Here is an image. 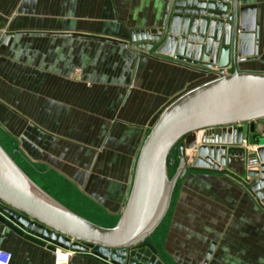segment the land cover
I'll return each mask as SVG.
<instances>
[{
    "label": "crops",
    "instance_id": "obj_1",
    "mask_svg": "<svg viewBox=\"0 0 264 264\" xmlns=\"http://www.w3.org/2000/svg\"><path fill=\"white\" fill-rule=\"evenodd\" d=\"M239 2L256 7L258 52L237 69L264 73V0ZM168 3L0 0V143L10 139L14 149L2 146L41 189L103 228L116 225L140 147L161 113L215 76L130 48V31L163 28ZM261 138L243 137L250 146ZM247 160L223 169L246 180ZM184 179L147 241L162 263L198 264L201 254V264H264V209L253 194L216 173ZM0 216V250L11 254L9 264H53V253L36 243L48 245L46 239ZM74 251L70 264H117L93 249Z\"/></svg>",
    "mask_w": 264,
    "mask_h": 264
},
{
    "label": "water",
    "instance_id": "obj_2",
    "mask_svg": "<svg viewBox=\"0 0 264 264\" xmlns=\"http://www.w3.org/2000/svg\"><path fill=\"white\" fill-rule=\"evenodd\" d=\"M129 36L130 48L140 54L176 57L208 72L215 66L219 71L215 79L186 92L161 113L140 147L116 225L97 226L64 207L1 144L0 211L46 239L48 245L36 243L52 253L59 245L93 249L117 264H163L147 241L164 221L174 189L188 172L228 176L264 209V73L237 69L239 61L257 56L256 7L241 6L239 0H169L163 28L132 30ZM229 64L233 72L226 74ZM255 134L262 137L257 144L260 167L246 171L247 179L242 180L223 168L244 159L245 152L226 148H238L244 135ZM173 151L177 161L170 177Z\"/></svg>",
    "mask_w": 264,
    "mask_h": 264
},
{
    "label": "built area",
    "instance_id": "obj_3",
    "mask_svg": "<svg viewBox=\"0 0 264 264\" xmlns=\"http://www.w3.org/2000/svg\"><path fill=\"white\" fill-rule=\"evenodd\" d=\"M218 71L219 68L217 66L210 70L215 76ZM241 146L245 149L248 156V160L246 161V171L258 170L260 167L257 155L258 145L250 146L247 141L243 140ZM75 253L74 250L56 245L53 252V264H70ZM10 261L11 254L5 250H0V264H9Z\"/></svg>",
    "mask_w": 264,
    "mask_h": 264
},
{
    "label": "rangeland",
    "instance_id": "obj_4",
    "mask_svg": "<svg viewBox=\"0 0 264 264\" xmlns=\"http://www.w3.org/2000/svg\"><path fill=\"white\" fill-rule=\"evenodd\" d=\"M230 72H231V70H228V74H230ZM212 76V75H211ZM209 76L208 77V79H207V81H211V80H213V79H215L216 78V76ZM258 124H256V126H257ZM1 138L2 137H0V142H1ZM254 142L256 143L257 141L256 140H254ZM1 144V143H0ZM2 145H4V147H6L7 149H9V150H11V149H14V143L10 140V139H6L4 142L2 141ZM3 147V146H2ZM3 147V148H4ZM241 147V146H240ZM240 147H238V148H234V149H236V151H237V149H240ZM7 152V151H6ZM246 159L248 158V156H247V154H246V157H245ZM244 158V159H245ZM14 159V158H13ZM16 160H18V162H20L19 161V158L17 159V158H15ZM170 159H171V161L173 162V166L172 167H170L169 169H168V173H169V176L171 177V176H173V174H174V171H175V167H176V161H177V157H176V152L175 151H173L172 152V155H171V157H170ZM244 168L246 169V163H244ZM188 173H193V172H188ZM31 174V173H30ZM32 176H34L33 174H31ZM185 177H186V175H185ZM184 177V178H185ZM181 179V180H179L178 181V183H180V182H182L183 180H185V179ZM79 216V215H78ZM217 238V237H216ZM216 238L214 239V240H216ZM152 238H150L149 240H148V242H151L152 240H151ZM210 240H213V239H209V241ZM218 240V239H217ZM220 240V239H219ZM206 259L204 258V255H199V262H198V264H201L202 263V261L204 262ZM204 264V263H203Z\"/></svg>",
    "mask_w": 264,
    "mask_h": 264
},
{
    "label": "flooded vegetation",
    "instance_id": "obj_5",
    "mask_svg": "<svg viewBox=\"0 0 264 264\" xmlns=\"http://www.w3.org/2000/svg\"><path fill=\"white\" fill-rule=\"evenodd\" d=\"M170 161H171V159H170Z\"/></svg>",
    "mask_w": 264,
    "mask_h": 264
},
{
    "label": "bare ground",
    "instance_id": "obj_6",
    "mask_svg": "<svg viewBox=\"0 0 264 264\" xmlns=\"http://www.w3.org/2000/svg\"><path fill=\"white\" fill-rule=\"evenodd\" d=\"M152 237V236H151Z\"/></svg>",
    "mask_w": 264,
    "mask_h": 264
}]
</instances>
